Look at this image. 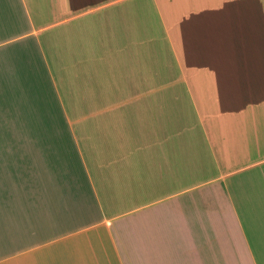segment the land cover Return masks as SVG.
Here are the masks:
<instances>
[{"label": "crops", "instance_id": "crops-1", "mask_svg": "<svg viewBox=\"0 0 264 264\" xmlns=\"http://www.w3.org/2000/svg\"><path fill=\"white\" fill-rule=\"evenodd\" d=\"M0 264H264V0H0Z\"/></svg>", "mask_w": 264, "mask_h": 264}]
</instances>
